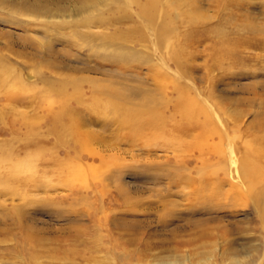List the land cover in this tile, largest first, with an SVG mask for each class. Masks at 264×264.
I'll return each mask as SVG.
<instances>
[{"label":"rangeland","instance_id":"obj_1","mask_svg":"<svg viewBox=\"0 0 264 264\" xmlns=\"http://www.w3.org/2000/svg\"><path fill=\"white\" fill-rule=\"evenodd\" d=\"M80 1L0 0V264H249L264 245V0H151L154 20L148 0ZM97 15L131 19L77 28ZM58 80L76 90L39 94ZM234 175L235 214H207ZM104 205L137 228L85 251L73 212Z\"/></svg>","mask_w":264,"mask_h":264},{"label":"bare ground","instance_id":"obj_2","mask_svg":"<svg viewBox=\"0 0 264 264\" xmlns=\"http://www.w3.org/2000/svg\"><path fill=\"white\" fill-rule=\"evenodd\" d=\"M76 0H63V2L64 3H76L77 4V2H75ZM83 1H86V2H88V1H90V0H81L80 2H82L83 3ZM62 2V1H61ZM141 2V1H140ZM142 3V2H141ZM144 3H145V1H144ZM154 4H153V2L151 1V0H148L145 4H141L138 8V12L140 13L139 15H141V14H143V15H147V16H149V18L151 19V20H154L156 17H157V15H158V11H156V9H154L155 8V6H154V8L152 7ZM235 6H238L239 8H241V4L240 3H237V4H235ZM152 7V8H151ZM113 8V7H112ZM106 9H107V7H106ZM235 9H236V7H235ZM114 10V9H113ZM111 11V10H110ZM112 12V11H111ZM104 13H106V11L104 12ZM86 14V13H85ZM94 15V14H93ZM101 15V14H100ZM107 15V14H106ZM98 16V15H97ZM96 16V17H97ZM110 16V15H109ZM86 17H87V14H86ZM86 17H84V18H86ZM92 17V19H87L86 18V20H84L80 25H78L77 26V28L78 29H83V30H91V28H93V27H102V28H108L110 25L111 26H114L115 24H125V23H128V22H130V17H128V16H124V17H122V18H120V19H116V20H113V19H111V18H109L108 16H98V18H93V16H91ZM160 17V16H159ZM166 18V17H165ZM114 21V22H113ZM72 26V25H71ZM76 26V25H75ZM74 27V26H73ZM167 27V26H166ZM76 28V27H75ZM77 30V29H76ZM80 32V31H79ZM135 32V31H134ZM155 32V31H154ZM166 32V31H165ZM81 33V32H80ZM93 35L94 34H92V33H82V37L83 36H85V38L90 42V43H92L93 41L91 40V39H93L94 37H93ZM121 36V32H120V30H116L115 32H114V34H111L110 36L109 35H107V34H103V36H102V42H103V44H104V49L107 47V45H109V44H111V45H114V39L116 38L117 39V37L118 36ZM142 36V35H141ZM135 37V36H134ZM84 38V39H85ZM139 38H140V35H139ZM145 38V37H144ZM115 39V40H116ZM143 39V38H142ZM141 39V40H142ZM140 40V41H141ZM163 40V39H162ZM135 41H138L137 39H135ZM143 41H141V43H142ZM145 42V41H144ZM161 44V43H160ZM145 46V45H144ZM103 48H101V49H103ZM128 50V49H127ZM142 50V49H141ZM159 50V49H158ZM124 51H126V50H124ZM130 51V50H129ZM169 51V50H168ZM161 52V51H160ZM118 53V52H117ZM126 55H128V54H126ZM115 56V55H114ZM128 56H130V55H128ZM185 56V55H184ZM117 57H119V56H117ZM132 57V56H131ZM133 58V57H132ZM175 58H178V56L177 55H175ZM182 58V57H181ZM104 60H107V59H104ZM130 60L131 59H126V58H124V56H121V57H119L118 59H115V57H113V58H111V59H108V61L109 62H111L112 64H113V67H114V65H115V67L117 66V67H119V69H121L120 67L121 66H123V64L122 63H127V62H130ZM182 60V59H181ZM145 61H147V60H145ZM173 61H175L174 60V58H173ZM176 63H177V61H176ZM175 63V64H176ZM178 64V63H177ZM140 65V64H139ZM149 65V64H148ZM127 66V65H126ZM177 66H179V64L177 65ZM128 67V66H127ZM179 67H181V66H179ZM32 68V67H31ZM129 68H131L130 66H129ZM123 69V68H122ZM181 69V68H180ZM182 69H183V67H182ZM153 71V70H152ZM100 73V72H99ZM55 80H56V78H55ZM83 80V79H82ZM87 81V79L86 78H84V81ZM0 81H3L2 79H0ZM77 81V80H76ZM43 82H45V81H43ZM57 82V84H52V82H45L46 84H47V87L48 88H46L44 85L45 84H43L42 82V84H43V86L46 88V89H43V88H40L39 90H40V92H39V94L41 95V96H46L47 98H48V96H58V95H64V93H65V88H68L67 86H71V89H73L72 88V86L74 87V85L73 84H75V82L73 81V83H72V81L71 80H67V82H64L63 80H58V81H56ZM82 83V82H81ZM100 84V83H99ZM1 85V84H0ZM4 85V84H3ZM76 85H79V83L78 84H76ZM80 86V85H79ZM32 87V86H31ZM35 87V86H34ZM36 88V87H35ZM77 88V87H76ZM1 89V88H0ZM81 89V88H80ZM2 90V89H1ZM26 90V89H25ZM28 90V89H27ZM33 90H34V88H33ZM36 90H37V88L34 90L35 92H36ZM74 90H76L75 89V87H74ZM8 91V90H7ZM38 91V90H37ZM27 92H29V91H26V93ZM31 92V91H30ZM29 92V93H30ZM81 92V91H80ZM25 93V94H26ZM38 93V92H37ZM36 93V94H37ZM76 93V92H75ZM107 93V92H106ZM32 94H34V92L32 93ZM10 95V94H9ZM12 95V94H11ZM20 95V94H19ZM27 95H30V94H27ZM27 95H26V97H27ZM65 95H67V94H65ZM104 95V94H103ZM37 96V95H36ZM30 97H32V96H30ZM29 97V98H30ZM13 98V97H12ZM23 97H21V99H22ZM61 98V97H60ZM26 99V98H25ZM28 99V98H27ZM34 99V98H33ZM35 99H36V97H35ZM38 99H39V97H38ZM37 99V100H38ZM45 100V99H44ZM17 101H18V99H17ZM29 101V100H28ZM33 101H35V100H33ZM32 102V101H31ZM15 103V102H14ZM38 104H39V102H38ZM15 106V105H14ZM44 106V105H43ZM39 107V106H38ZM41 107V106H40ZM55 107V106H54ZM44 108V107H43ZM49 108H51V107H49ZM114 108V110H115V107H113ZM112 108V109H113ZM41 109H42V107H41ZM40 109V111H42ZM45 109V108H44ZM48 109V108H47ZM54 109V108H53ZM58 109V108H57ZM52 110V109H51ZM120 111V110H119ZM123 112H121L120 114H121V118H122V125H129V126H131V127H138V124H136L137 122H136V120L134 119V117H136V115H133L132 114V112H130V111H128V110H122ZM44 112V111H43ZM72 116H76L77 114H78V112L77 111H75V110H73V111H70L69 112ZM80 114V113H79ZM58 117V116H57ZM77 118V117H76ZM77 119H79V118H77ZM152 119V118H151ZM80 120V119H79ZM80 122V121H79ZM152 122V121H151ZM184 124V123H183ZM55 126V125H54ZM60 127H61V125H60ZM60 129V128H59ZM57 130V129H56ZM44 133V132H43ZM53 133V132H52ZM42 138V137H41ZM235 155V154H234ZM232 164H233V162H232ZM236 164V163H235ZM45 179V178H44ZM49 179V178H48ZM175 179V178H174ZM229 181H227L226 182V186H228V189H226L225 191H222V192H220L221 194H219L220 195V198L222 199V201H225V203L224 204H221L219 207H213V208H210V206H209V208L208 209H206V212H207V214H213V213H217V211H221V210H223V209H228L229 210V212L231 213L230 215H234L235 213H234V210H231L232 209V207L231 206H229L228 204V201L227 200H229L230 201V203H233L234 202V200H235V192H236V188H237V185L236 184H238V182H239V179H240V176H229ZM109 181H111V182H114V183H116V185H118L120 182V177L119 176H112L111 178H109L108 179ZM42 181V180H41ZM171 181H172V179H171ZM174 181V180H173ZM30 182V181H29ZM119 182V183H118ZM46 183L47 182H45L44 184L46 185ZM189 183H190V181H188V180H180L179 182L177 181V182H175V185L177 186V187H185V186H187V185H189ZM207 183V182H206ZM172 184V183H171ZM202 184H203V186L205 185V182L204 181H202ZM37 185V184H36ZM44 185V186H45ZM211 185H218V187L217 188H215V189H218L219 188V186H221L222 188L223 187H225V185H223V182L220 180V179H217V180H215L214 182H212L211 181ZM35 186V185H34ZM194 186V185H193ZM208 186V185H207ZM120 187V191L122 192V193H125V191L126 190H124L123 189V187H121V186H119ZM187 187H189V186H187ZM19 188V187H18ZM214 188H213V190H214ZM182 189H185V188H182ZM209 189V188H208ZM224 189V188H223ZM193 190H195V189H193ZM219 190V189H218ZM218 190H217V192H218ZM221 190V189H220ZM219 190V191H220ZM205 191V190H204ZM215 192H216V190H214ZM195 192H196V190H195ZM201 192V191H200ZM207 192H208V190H207ZM127 193V192H126ZM202 193V192H201ZM209 193V192H208ZM214 192H212V197L214 196V194H213ZM78 195V194H77ZM81 195V194H80ZM211 197V196H210ZM211 197V198H212ZM76 199H78V196H77V198ZM79 199L81 200V201H89V199H91V195L90 194H86V195H81L80 197H79ZM75 200V199H74ZM207 201V200H206ZM108 202V201H107ZM114 202V199H111L110 200V202H109V207H112V206H110V204L112 205V203ZM63 203V202H62ZM83 203V202H82ZM207 203H208V201H207ZM228 203V204H227ZM210 204V203H209ZM208 204V205H209ZM216 205V204H215ZM215 205H213V206H215ZM205 206V205H204ZM207 207V206H206ZM230 207H231V209H230ZM262 207V206H261ZM109 209H110V211H111V208H107L106 207V205H104V206H102L101 208H99V209H97L96 211H92V210H85V211H83V212H76V211H74L73 213L76 215L75 217H76V219H77V221L79 222V221H86L87 223H88V226L87 227H83V226H79V229L77 230V234H82V233H86L87 231H89V234H90V238H89V240H88V242H84V244H86V245H90L91 246V248H87V249H85L84 248V250L85 251H93V249L94 248H103V249H108V247L110 246V245H113V246H117V244L119 243V241H120V239H124L126 236L124 235V232H126V231H128V232H130V230H132V229H135V228H137V225L136 224H130V223H128L126 220H119V219H117L116 217L113 219L111 216H110V214L112 213V212H110L109 211ZM112 210H114V209H112ZM205 210V209H204ZM78 211V210H77ZM263 212L264 213V210L263 209H261L260 207L259 208H255V213H257V215H259V219H262L263 220V217H262V215H261V213L260 212ZM108 212H110V213H108ZM218 212V213H219ZM237 212V211H236ZM112 214H115V213H112ZM250 216H251V214H248V213H245L244 214V218H245V221H242V222H239L240 224H248V225H256L257 223H258V220L256 219V217H254V219H250ZM60 218H64V216H61ZM120 218V217H119ZM121 219V218H120ZM261 220V221H262ZM260 222V221H259ZM142 223V222H141ZM231 225H233V224H231ZM103 231H105V233L106 234H102V235H105V236H100V234L101 233H103ZM105 238H106V240H105ZM105 240V241H104ZM249 244V243H248ZM109 245V246H108ZM107 246V247H106ZM263 250V253H260L261 251ZM253 251L254 252H256V253H259V255L255 258V259H253L249 264H264V245L263 244H261V245H259V246H256V248H253ZM226 252H223L221 255H220V257H217V263L216 264H226Z\"/></svg>","mask_w":264,"mask_h":264}]
</instances>
